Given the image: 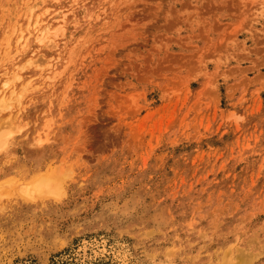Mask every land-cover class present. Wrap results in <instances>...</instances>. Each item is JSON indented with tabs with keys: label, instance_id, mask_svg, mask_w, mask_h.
Listing matches in <instances>:
<instances>
[{
	"label": "rangeland",
	"instance_id": "374dc122",
	"mask_svg": "<svg viewBox=\"0 0 264 264\" xmlns=\"http://www.w3.org/2000/svg\"><path fill=\"white\" fill-rule=\"evenodd\" d=\"M6 97L0 264H264V0H0Z\"/></svg>",
	"mask_w": 264,
	"mask_h": 264
},
{
	"label": "bare ground",
	"instance_id": "6f19581e",
	"mask_svg": "<svg viewBox=\"0 0 264 264\" xmlns=\"http://www.w3.org/2000/svg\"><path fill=\"white\" fill-rule=\"evenodd\" d=\"M42 21H40V19L38 17H36V19H34L32 21V23H33V26H32V28H33V34H35V39L39 43H41V42H50L51 41V37L53 35L54 36L56 35L57 28L51 29L52 28L51 26L47 25L46 23H42ZM31 32H29V31H22L21 30L17 34L18 40L19 41H21V40L23 41L24 40L26 42V38L30 35ZM34 62H33V60L31 61L30 59H28V60L26 59V61L24 63H21L20 68H19L20 70H19V73L18 74H21L22 71L24 69H26V67H28V66L34 68L37 64H39V63H36L34 65ZM4 84H6V83H4ZM3 101H4L3 104H2L3 106H1L0 108L9 106V101H11V98L10 97H6V98L3 99ZM52 182H53V179H50L49 177H46V178L45 177H40V178L36 179L32 183L31 186L34 187L35 189H38V188H43L48 183H52Z\"/></svg>",
	"mask_w": 264,
	"mask_h": 264
}]
</instances>
